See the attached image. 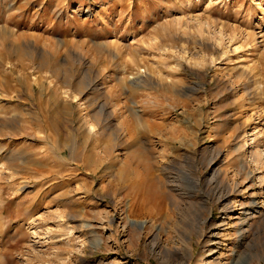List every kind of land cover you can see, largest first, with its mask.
Returning <instances> with one entry per match:
<instances>
[{
  "label": "rangeland",
  "instance_id": "1",
  "mask_svg": "<svg viewBox=\"0 0 264 264\" xmlns=\"http://www.w3.org/2000/svg\"><path fill=\"white\" fill-rule=\"evenodd\" d=\"M238 186L264 264V0H0V264H207Z\"/></svg>",
  "mask_w": 264,
  "mask_h": 264
},
{
  "label": "bare ground",
  "instance_id": "2",
  "mask_svg": "<svg viewBox=\"0 0 264 264\" xmlns=\"http://www.w3.org/2000/svg\"><path fill=\"white\" fill-rule=\"evenodd\" d=\"M239 186L237 188H233V189L229 190L228 193L220 195L218 197V202H220V205L222 206L223 214L225 216L230 214V213H232V214L229 217H227V219H229V220H227L228 223H226V217H225L223 219V221L221 222L222 224H220L219 226L215 225L213 228V231H211V230L209 231V235L206 239V242L209 243V246H211V249L209 251V254H207L206 258H212V259H211V261L207 262V264H220V261L218 260V258H214V256L218 253V245H220L219 242L217 241V239H219V235H220V232H218V231H220V228H222L225 225L227 226L229 224V222H233V221L238 220L237 223L235 224L237 227L236 234L238 233L237 235H239V237L244 238L245 235H247V232H248L247 226L248 227L250 226L249 225L250 221L254 220L256 217H259L262 214L259 211L258 204L255 203L254 200H252L254 197L250 198L249 202H243V203L241 202L240 204L237 202L231 203V200L233 199L234 195L239 192ZM229 188H231V187H229ZM143 203H145V202H143ZM131 206H133V205H131ZM142 208H144V207H142ZM216 230H218V231L216 232ZM210 233H211V235H210ZM222 235H223V233H222ZM190 244L192 246V242H190ZM239 247H241V245L236 244V246L231 251V254L232 255H234L235 253L237 254ZM187 248H189V247H187ZM221 259H222V257H221Z\"/></svg>",
  "mask_w": 264,
  "mask_h": 264
}]
</instances>
